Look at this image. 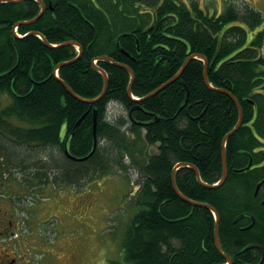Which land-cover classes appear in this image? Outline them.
<instances>
[{
	"label": "trees",
	"instance_id": "16d2710c",
	"mask_svg": "<svg viewBox=\"0 0 264 264\" xmlns=\"http://www.w3.org/2000/svg\"><path fill=\"white\" fill-rule=\"evenodd\" d=\"M43 1L45 14L32 24L18 26L22 38L15 36L14 27L36 17L41 4L36 0L0 4V110L21 122L14 128L35 127L12 134L17 141L42 145L32 168L64 178L62 190L77 194L63 198L71 209L78 206L81 193L89 191V183L125 178L131 187L128 173H138L137 189L126 197L131 216L120 245L122 257L112 264H225L215 246L213 212L180 199L172 184L178 162L195 165L207 184L219 182L222 140L239 120L235 102L206 85L204 56L211 85L238 98L243 123L226 143V183L206 188L187 166L177 170L176 183L188 198L217 210L221 247L234 258L233 264L258 263L264 251V204L259 194L255 196L264 180V30L254 31L264 24L262 12L247 2L231 3L217 14L203 7L201 0ZM33 31L59 47L26 35ZM67 41H76L82 53L58 70L59 78L87 99L99 96L104 87L103 74L93 66L97 57L108 55L133 70L132 94L137 98L171 79L189 55L198 57L178 80L137 103L127 93L129 71L99 60L108 73V89L91 105L68 93L55 77L58 64L79 55L75 45L60 46ZM110 103L120 104L125 114L109 119ZM135 105L141 110L133 111V121L127 111ZM95 111L93 154L82 161L66 157L61 126L66 125L70 135L85 114L69 150L77 158L86 157L94 148ZM21 132L25 137L19 139ZM155 145L157 152L152 153L150 147ZM6 149L20 157L13 144ZM243 213H250L255 225L246 228L251 216L237 220Z\"/></svg>",
	"mask_w": 264,
	"mask_h": 264
},
{
	"label": "flooded vegetation",
	"instance_id": "af4514ba",
	"mask_svg": "<svg viewBox=\"0 0 264 264\" xmlns=\"http://www.w3.org/2000/svg\"><path fill=\"white\" fill-rule=\"evenodd\" d=\"M248 4L258 5L257 0ZM258 29H261V26ZM258 31L261 30L254 32ZM4 112L0 110V142L3 144L0 145V264H85L84 252L78 245L61 246L62 250L56 251V246L34 237L37 235V224L45 223L47 204L45 199L37 202L43 195L33 197L32 182L36 179L42 182L41 178H45L44 180H48L44 184L48 192L47 186L50 182L62 181L64 178H56L49 171L44 172L48 174L45 176L38 168H32L36 150L42 145L25 139L17 141L12 134L15 131H29L35 127L25 125L22 128H14L12 126L20 125L21 122L10 116L6 117ZM21 133L22 135H18L19 139L21 136L25 137L24 132ZM60 133V143L65 142V147H69L72 134L68 135L66 125L61 126ZM12 144L15 149L21 151L20 157L12 156L6 149ZM64 155L69 157L65 148ZM258 184L260 202L264 203V180ZM263 255L262 253L259 261Z\"/></svg>",
	"mask_w": 264,
	"mask_h": 264
},
{
	"label": "rangeland",
	"instance_id": "374dc122",
	"mask_svg": "<svg viewBox=\"0 0 264 264\" xmlns=\"http://www.w3.org/2000/svg\"><path fill=\"white\" fill-rule=\"evenodd\" d=\"M201 1H203V7L210 12L221 14L227 7V3L242 4L246 0ZM257 2L258 7L255 8L264 15V0H258ZM6 101H9V98H6ZM124 114L125 110L120 104L111 103L109 105V118ZM143 132L145 133V130ZM156 147L157 145L150 147L152 153L157 152ZM44 170L41 169L40 172L43 173ZM122 174H124L123 171ZM128 175L130 176L131 187L125 182V178H114V180L104 178L98 183H89L86 186L89 191L81 193L76 209H71L68 206L69 201L63 199L70 198V196L76 197V193H66L60 189H53L52 193H47L45 190L46 185L36 179L31 184L33 197L38 198L40 195L48 197L51 195L47 200L45 223L42 226L37 224L40 233L34 237L37 240L41 239L49 242L52 246H56V249H54L56 251L62 250L61 246H66V243L77 244L83 250L85 259L91 255L98 260V263L95 262V264H106L107 261L120 260L122 257L120 245L126 229L125 223L131 216L130 210L127 209L126 197L131 190L137 189L135 181L139 178L138 173L134 170H131ZM84 188L83 186L82 189ZM47 189L50 190V187L47 186ZM91 189L95 192L91 193ZM60 258H62V255ZM85 264H87L86 261Z\"/></svg>",
	"mask_w": 264,
	"mask_h": 264
},
{
	"label": "water",
	"instance_id": "95a60500",
	"mask_svg": "<svg viewBox=\"0 0 264 264\" xmlns=\"http://www.w3.org/2000/svg\"><path fill=\"white\" fill-rule=\"evenodd\" d=\"M23 1H26V0H0V4L3 3V2H9V3H21ZM41 2V5H42V10L41 12L33 19L31 20H28V21H23V22H19L18 24L16 25H21V24H32L36 21H38L42 16L43 14L45 13V9H46V6H45V3L43 2V0H38ZM28 35H40L42 37V39L44 40L45 44L48 46V47H59L57 45H52L51 43H49L46 38L44 36H42L40 33L38 32H31L29 33ZM20 38V37H19ZM66 45H76L79 47V56L81 55L82 53V47L80 45L77 44L76 41H67V42H64L62 43L60 46H66ZM123 53H126L124 51V49H120ZM128 54V53H126ZM79 56H77L75 59L73 60H70V61H66V62H62L60 64H58L55 69H54V74H55V77L63 84V86L66 88V90L72 95L74 96L76 99L84 102V103H87V104H94L96 102H98L99 100H101L105 94H106V91L108 89V82H109V77H108V73L100 66H98L95 62H93V66L94 68H96L97 70H99L102 74H103V77H104V87H103V90L101 92V94L95 98H83L81 96H79L77 93H75L72 88L63 80H61L59 77H58V74H57V70L59 68H61L62 66L64 65H67L69 63H72L74 61H76ZM197 55H189L188 58L186 59V61L184 62L183 66L180 68V70L171 78L169 79L168 81H166L165 83H163L160 87H158L157 89H155L154 91H152L151 93H149L148 95L142 97V98H137V97H134V95L132 94V85H133V82H134V79H135V74L133 72V70L126 64H123L121 62H117L115 61L112 57L110 56H107V55H104V56H100L98 57L97 59L98 60H109L111 62H113L114 64H116L117 66H120L122 68H125L127 71H129L130 73V76H131V79H130V82H129V85H128V88H127V93L128 95L130 96V98L133 100V102L137 103V102H141L143 100H146L154 95H156L158 92H160L163 88H165L166 86H168L169 84H171L172 82H175L176 80H178L180 78V76L182 75L184 69L186 68V66L188 65V63L194 59ZM203 59H204V80H205V83L206 85L211 88L212 90H217V91H220L222 93H225L227 94L236 104V106L238 107V111H239V120L237 122V125L231 130L229 131L223 138L222 140V163H223V174H222V178L220 180L219 183L217 184H207L205 182L202 181V178H201V175H200V172L198 170V168L193 165V164H190V163H186V162H183V163H178L174 169H173V172H172V184H173V188L176 192V194L178 195V197L182 200H184L185 202H188L190 203L191 205H194V206H200V207H205V208H208L210 209L214 214H215V246H216V249L218 250V252L227 260V263L228 264H232L233 263V260H232V257L228 254H226L222 247H221V243H220V237H219V222H220V215L219 213L217 212V210L210 204L208 203H205V202H198L196 200H193L191 198H188L187 196H185L178 188L177 186V183H176V179H175V175H176V171L181 168V167H184V166H187V167H190L196 174V178L198 180V182L202 185V186H205L206 188H217L221 185H223L225 183V181L227 180V177H228V167H227V162H226V143L228 141V139L234 135L236 133V131H238V129L241 127L242 123H243V109H242V106L238 100V98L232 94L230 91L224 89V88H216V87H213L209 81V78H208V62L206 60V58L204 56H201ZM134 110H141V106L139 105H135L134 107H132L129 111V115L132 117V112ZM85 117V114L77 121L76 123V127H78L80 124H81V121L82 119ZM156 120H159V117H156L155 118ZM96 127H97V111L94 113V128H93V137H94V148L92 150V152L86 156V157H83V158H76V157H73L72 155H70L72 158L74 159H77L79 161H82V160H85L87 159L93 152L94 150L96 149V146H97V135H96ZM263 262V259L262 261ZM249 264V263H248Z\"/></svg>",
	"mask_w": 264,
	"mask_h": 264
},
{
	"label": "bare ground",
	"instance_id": "6f19581e",
	"mask_svg": "<svg viewBox=\"0 0 264 264\" xmlns=\"http://www.w3.org/2000/svg\"><path fill=\"white\" fill-rule=\"evenodd\" d=\"M31 19V18H30ZM23 35V34H22ZM26 36V35H25ZM56 48V47H55ZM196 57H198V56H196ZM200 59V58H199ZM209 67V66H208ZM185 70V69H184ZM182 76V75H181ZM180 76V77H181ZM173 83V82H172ZM69 93V92H68ZM115 101V100H114ZM196 102V101H195ZM111 104V103H110ZM152 113V112H151ZM154 114V113H153ZM129 118V117H128ZM109 119H111V120H113L111 117L109 118ZM116 119V118H115ZM135 121V120H134ZM140 121V120H139ZM130 122V121H129ZM147 123V122H146ZM134 123H132V125H133ZM127 125V124H126ZM128 126V125H127ZM129 126H130V124H129ZM129 126L127 127V129L129 128ZM132 127V126H131ZM142 130V129H141ZM93 154V153H92ZM76 161V160H75ZM179 163V162H178ZM177 172V171H176ZM207 183V182H206ZM226 183V182H225ZM212 184V183H211ZM214 189V188H213ZM194 206V205H193ZM194 210V209H193ZM255 225V224H254ZM203 227V226H202ZM191 228V227H190ZM220 231V230H219ZM214 233V232H213ZM220 233V232H219ZM253 249V248H252ZM236 252V251H235ZM234 259V258H233Z\"/></svg>",
	"mask_w": 264,
	"mask_h": 264
}]
</instances>
